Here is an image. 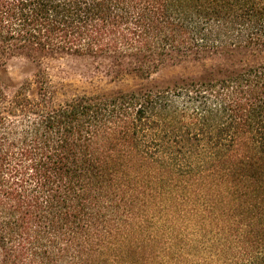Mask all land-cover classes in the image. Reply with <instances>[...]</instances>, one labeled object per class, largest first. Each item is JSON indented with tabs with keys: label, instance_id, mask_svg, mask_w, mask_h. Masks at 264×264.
I'll return each instance as SVG.
<instances>
[{
	"label": "trees",
	"instance_id": "trees-1",
	"mask_svg": "<svg viewBox=\"0 0 264 264\" xmlns=\"http://www.w3.org/2000/svg\"><path fill=\"white\" fill-rule=\"evenodd\" d=\"M233 53L253 60L61 101L42 69L0 77V264H264V0H0V70ZM185 206L193 233L156 261L147 225Z\"/></svg>",
	"mask_w": 264,
	"mask_h": 264
},
{
	"label": "rangeland",
	"instance_id": "rangeland-1",
	"mask_svg": "<svg viewBox=\"0 0 264 264\" xmlns=\"http://www.w3.org/2000/svg\"><path fill=\"white\" fill-rule=\"evenodd\" d=\"M252 60L251 56L243 53L208 55L199 59L176 57L166 61L156 72L143 76L100 56L57 54L39 60L17 56L0 70V77L17 87L42 69L57 99L61 101L79 94H113L119 91L163 88L180 79L202 77L217 66H237L240 61L248 64ZM182 210H171L147 225L144 233L151 240L147 243V251L154 253L156 261H162L167 255L173 254L175 247L182 248L193 233L191 218L183 214L191 209L185 206Z\"/></svg>",
	"mask_w": 264,
	"mask_h": 264
}]
</instances>
